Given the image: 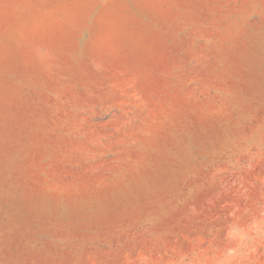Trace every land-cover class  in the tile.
<instances>
[{
	"label": "rangeland",
	"instance_id": "1",
	"mask_svg": "<svg viewBox=\"0 0 264 264\" xmlns=\"http://www.w3.org/2000/svg\"><path fill=\"white\" fill-rule=\"evenodd\" d=\"M0 264H264V0H0Z\"/></svg>",
	"mask_w": 264,
	"mask_h": 264
}]
</instances>
